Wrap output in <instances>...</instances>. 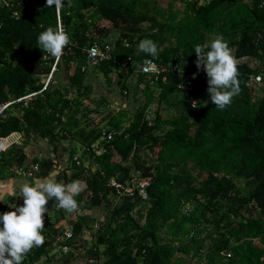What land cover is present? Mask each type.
<instances>
[{
  "label": "trees",
  "instance_id": "1",
  "mask_svg": "<svg viewBox=\"0 0 264 264\" xmlns=\"http://www.w3.org/2000/svg\"><path fill=\"white\" fill-rule=\"evenodd\" d=\"M175 1L181 10L173 7ZM261 1L170 0L161 8L155 0H62L65 5L57 13L55 7L44 6L46 0H14L16 18L12 9H0V103L35 93L24 105L11 103L0 119V138L21 132L24 138L0 151V181L13 177L15 167L37 165L35 180L51 177L61 184L80 180L84 188L75 197L78 217L69 222L65 244L84 250L90 263L264 264V99L260 89L246 85L250 75L264 77ZM57 18L70 43L42 89L53 57L37 48L36 40L47 27L56 28ZM101 20L119 28L116 39L104 41L105 34L92 37ZM161 24L159 33H146ZM217 34L235 59L245 56L257 62L253 68L237 64L241 91L224 110L211 102L206 75L189 76L196 68L194 45L210 43ZM142 39L157 44L158 58L136 55ZM105 42L111 47L109 60L90 66L86 49ZM126 58L131 70L146 59L163 65L185 59L182 77L191 79V88L179 90L181 78L173 72H166L163 82L160 75L153 80L137 72L129 78L119 67ZM58 69L66 77L64 83L57 84L54 78ZM95 70L106 85H111L112 73L119 76L120 93L139 99L137 107L113 111L103 95L89 98L85 77ZM139 89L140 98L135 96ZM189 96L196 101L194 110L189 108ZM108 131L114 135L105 141ZM32 137L43 139L51 149L27 164L23 148ZM59 140L78 141L88 149H82L78 165L70 160L75 154L71 148L64 159L67 165L58 167ZM93 144L103 148L99 156L90 154ZM143 151L153 155V161L142 158ZM68 168L69 176L64 173ZM134 176L148 182L145 199L136 188L127 195L110 185H123ZM94 208L101 211L99 218L84 216ZM44 219L45 243L34 247L23 264L41 260L50 264L60 258L70 263L73 251L58 258L54 250V239L63 227L45 214ZM88 229L90 237L85 239L82 235Z\"/></svg>",
  "mask_w": 264,
  "mask_h": 264
},
{
  "label": "clouds",
  "instance_id": "2",
  "mask_svg": "<svg viewBox=\"0 0 264 264\" xmlns=\"http://www.w3.org/2000/svg\"><path fill=\"white\" fill-rule=\"evenodd\" d=\"M64 5L62 0H46L44 6L55 7L57 13H60ZM36 43L37 48L44 54L58 60L69 45L70 38L62 26L55 29L50 26L39 33ZM193 50L197 58L195 61L197 70L202 67L206 73L207 93L211 102L218 110H224L241 91L237 62L228 43L221 34H217L210 43L196 44ZM135 51L136 55L144 54L153 59L158 58L157 44L151 39L140 40ZM96 52L95 48L91 49L93 55H96ZM140 67L144 72L149 71L143 65ZM192 106L196 107L194 102ZM18 134L21 138L20 133ZM82 190V183L78 180L64 185L51 177L36 182L34 186L23 184L19 191V196L23 198L22 206L0 214V264H23L25 256L34 247L43 246L45 237L42 231L48 201L54 200L56 208L73 213L78 210L75 197Z\"/></svg>",
  "mask_w": 264,
  "mask_h": 264
},
{
  "label": "built area",
  "instance_id": "3",
  "mask_svg": "<svg viewBox=\"0 0 264 264\" xmlns=\"http://www.w3.org/2000/svg\"><path fill=\"white\" fill-rule=\"evenodd\" d=\"M263 6H264V1H261L258 4V8H262ZM3 8L12 9V16L16 18L17 6H16V3L14 2V0H7V3H5V0H0V9H3ZM58 26H61V25L59 24V21L57 18L56 27H58ZM108 42L102 43V45H99V46L97 44H92L91 46H89L86 49V51H85L86 59H87V62L89 63L90 66H95V65H98L99 63H101L102 61L109 60L111 47H110ZM93 48H95L97 50L96 55H93L91 53V49H93ZM57 61L58 60L53 58V62L51 63L49 72L45 77L42 89H44L46 84L50 80H52V73L56 70L55 65H56ZM145 62H147V63L145 64ZM236 62H237V64H246V65H248V67H252V68L254 66H256V64H257L256 60L249 58V57H245V56H242V57L236 59ZM130 63H131V61L129 60V58H126L119 63V67H120L122 73L128 74L129 78L134 76V73L137 72L139 75L151 77L153 80H157V76L160 75L161 76L160 80L163 82L165 80L164 74L166 72H173L176 74L177 77L181 78V80L176 84V86L179 90H190L191 79L193 78V74H195V78L197 75H199L200 77H204L206 75V73L203 71V68L201 67L200 70H197V68H194V69H192V71L189 72V76L191 79L190 78L188 79L186 77H182V74L187 69L186 68L187 62L185 59H182V58L179 59L178 61L169 62L165 65L156 64L154 61H152L150 59H146L141 65L147 67L149 69L148 72L142 71L141 67H140L141 65L139 66V68H137V70H131L129 67ZM246 85L253 87V88H257L258 90L260 89L262 91V97L264 99V77H263V75H261V74L250 75L248 77V81H247ZM34 95H35V93H29V94H26L22 97L15 99L14 101H6L3 103H0V119H3L5 117L4 111L8 108V106H10L11 103L22 102V104L24 105V101L26 99L34 96ZM188 102H189V108L191 110H194L196 107H193L192 104L194 102L196 105L195 99H193L191 96H189ZM61 120H62V118H61ZM113 135H114L113 131H108L107 133L103 134V137H104L105 141H109ZM17 139H19L18 133H11L9 136H7L5 138H0V151H3L7 147H9L11 144L15 143V141ZM83 150H88V149H83ZM89 150H90V154L94 157V156H99L102 153L103 148H98L97 145L93 144L90 146ZM78 158H79V155L74 154V155H72L70 160L75 165H78L79 164ZM65 163H66V161H65ZM13 171H14V177L23 178L25 180H33L34 179V173L37 171V168L35 166H30L28 169H24L21 167H15ZM136 177L137 176H134V180H130V181L128 180L123 185L116 184V183H110V185L113 186L114 188H116L118 190L119 194H127V195H130L131 190L136 188L137 194L140 196V198L145 199L146 195L144 192V188H145V186H147L148 182L145 178H140L139 176H138V178H136ZM0 195H1V193H0ZM52 206L55 207V202H54V204H52ZM68 227H69V224H67V227H63L62 233L57 235L54 239V246H55L54 250H56L55 254H56V257H58V258H59V256H61L63 254L65 255V254H68L69 252L73 251L69 245L65 244V241L68 240L70 237V232L68 230Z\"/></svg>",
  "mask_w": 264,
  "mask_h": 264
},
{
  "label": "rangeland",
  "instance_id": "4",
  "mask_svg": "<svg viewBox=\"0 0 264 264\" xmlns=\"http://www.w3.org/2000/svg\"><path fill=\"white\" fill-rule=\"evenodd\" d=\"M157 5H158V3H157ZM98 27L108 29L107 28L108 25H107V27H103L102 23L100 25H98ZM117 77L119 78V76H117ZM54 78L57 81V84L60 82L64 83L66 81V77L64 76V73L60 69H58L57 72H55ZM85 80H87L86 83H88L90 85V88H91L89 98L94 99L100 95H104L105 97H108V99L110 100L111 94L115 95V97H117V96L123 97L122 94L120 93L119 86L115 85V81L111 80V82L109 83L111 85H106L104 82L103 76L97 70H95L92 74L91 73L87 74L85 77ZM107 93H111V94H107ZM131 99H132L131 97H128L125 100L128 101L129 105L133 108L136 105H138V101H136L138 99L136 98L135 101H131ZM109 103H111V102L109 101ZM152 107H154V106H152ZM109 109L115 111V109L113 108L112 105L109 107ZM126 110L129 111L128 108ZM150 119L149 118L147 119L148 124H151L152 120H150ZM92 120H95V119H92ZM21 138H23V137H21ZM21 138L17 139L15 141V143L20 144L24 140V138H23V140H21ZM59 141L57 142L56 154L58 155V157L62 158V160H57V165L60 169H62V168H64L65 165H67V163H65V161H64V159L66 158L67 151H69V149L73 148L75 151V155H79L82 152L83 148H82V146H80L78 144V141L77 142L76 141L70 142V140H63L60 142ZM70 145H72V146H70ZM50 149H51V146H49L43 139H41V138H35L34 139L32 137V139L27 140L25 142V147L23 148V151L26 152V154L28 155V157L26 158V163L28 164L29 160L34 156L44 157V156L50 154ZM153 154H154V152H153ZM142 158H148L149 160L147 162L150 163L151 161H153L154 157H153V155L148 154V153L143 151L142 152ZM84 164H87V162H85ZM64 173L67 176H69L71 173V170L68 168L66 171H64ZM4 181H2V182L6 183V184L9 182L8 184L10 185V190L4 189V188H7V186L4 185V183H3V185L5 186L4 188H2V186L0 185V193H1V195H0V208L3 209V212H6V210H10V209L14 210L15 207H19L22 205L23 198L19 196V191H20V187L23 184L27 183L29 185L34 186L35 183L40 181V180H35V179L25 180L23 178H17V177L13 176L10 179H6ZM73 181H77V180H73ZM78 181H80V180H78ZM56 182L58 183V181H56ZM0 184H1V182H0ZM63 184L67 185V184H65V182ZM83 188H84V186L82 185V189ZM83 195H87V192H83ZM115 202H116V200L113 201V203H115ZM52 204L50 207L46 208L47 211L45 212V216L51 218V220H52V222H54L55 226L60 224L62 227H67V224H69V222H71L74 218L78 217V215H76L77 211L73 212V213H68L64 210H60L58 208L53 207ZM53 209H57V210H53ZM80 212H82V211H80ZM83 213L85 214L84 216H86L87 218L91 217V218L95 219V218H99L101 216V211L98 209H95V208L92 209L91 212L84 211ZM44 221H45V219H44ZM91 230H93V229H91ZM87 232L82 235V237L85 239L91 233V231L89 229ZM89 237H90V235H89ZM253 242L256 243L257 241H253ZM76 254H79V255H76ZM73 256H75V257L72 258L73 260H71V262L68 264H94L93 262L90 263V259H87V257H85L84 250H82V251L81 250L79 251L77 249L73 250ZM42 262L43 261L41 260L35 264H41ZM49 263L50 264H66V263H63L61 258L57 259V260H52V261L50 260Z\"/></svg>",
  "mask_w": 264,
  "mask_h": 264
},
{
  "label": "crops",
  "instance_id": "5",
  "mask_svg": "<svg viewBox=\"0 0 264 264\" xmlns=\"http://www.w3.org/2000/svg\"><path fill=\"white\" fill-rule=\"evenodd\" d=\"M155 1L156 2L158 1L157 2L158 3V6L161 7V8H165L166 5H167V3L170 2V0H155ZM183 1H197L198 4H201V3L206 2L208 0H183ZM173 7L175 9L181 10L182 5L179 3V1H175V3H173ZM101 23H102L103 27H107V25H108V27H107L108 29H106V28L105 29L104 28H99L98 25H100ZM95 26H96V28L91 31L92 37L93 38L100 39L101 36H102V34L103 35L105 34L104 41H111V40L116 39L118 37V35H119V32H120L119 31V28L118 29L117 28H111L110 23H108L107 21H104V20L96 21ZM111 80H114L115 81V85H118L119 82H120V77L118 78L114 73H112L111 74ZM86 81L87 80H85V83H86ZM139 93H140V89L137 91V94H135V96L139 97ZM107 94H111V93H107ZM106 98H107V101L108 102L110 101L112 103V104L109 103L110 104L109 107L112 105L115 110L117 108H126V109L128 108L129 111H130L131 109L137 107V105H136L135 107L132 108L129 105L128 101L125 100L126 99L125 97H121V96L115 97V95L111 94V97H110L111 99L110 100L108 99V97H106ZM131 101H134V100L131 99ZM137 101H139V99ZM152 106H154V107H152ZM154 109H155V104H152L151 107H150V109L148 110V113H147L148 117H147V119L148 118L149 119L151 118L150 120H152V112H153ZM151 123H152V121H151ZM0 182H1L0 185L2 186V188L5 187L4 185H6L7 188H4V189L5 190H10V185L8 184L9 182L7 184L4 183L5 181L4 182L0 181ZM3 183H4V185H3Z\"/></svg>",
  "mask_w": 264,
  "mask_h": 264
},
{
  "label": "water",
  "instance_id": "6",
  "mask_svg": "<svg viewBox=\"0 0 264 264\" xmlns=\"http://www.w3.org/2000/svg\"><path fill=\"white\" fill-rule=\"evenodd\" d=\"M162 27H163V25L161 24V25H159L156 28H153V29L148 30L146 33L147 34L159 33L161 31ZM20 135L22 136L23 133L21 132ZM21 140H23V138H21Z\"/></svg>",
  "mask_w": 264,
  "mask_h": 264
}]
</instances>
